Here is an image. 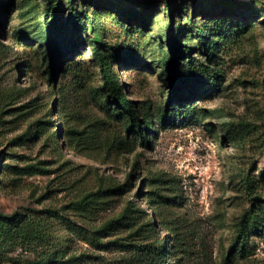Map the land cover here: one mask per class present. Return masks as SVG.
<instances>
[{
	"label": "rangeland",
	"instance_id": "obj_1",
	"mask_svg": "<svg viewBox=\"0 0 264 264\" xmlns=\"http://www.w3.org/2000/svg\"><path fill=\"white\" fill-rule=\"evenodd\" d=\"M51 3L53 78L49 1L0 0V264H264V217L230 250L264 210V0H173L171 16L167 0ZM173 36L179 64L217 82L189 80L180 102L162 71ZM101 41L147 142L103 89Z\"/></svg>",
	"mask_w": 264,
	"mask_h": 264
},
{
	"label": "trees",
	"instance_id": "obj_2",
	"mask_svg": "<svg viewBox=\"0 0 264 264\" xmlns=\"http://www.w3.org/2000/svg\"><path fill=\"white\" fill-rule=\"evenodd\" d=\"M48 1L49 4L47 9L50 10L48 11L50 15L49 20L46 22L45 29L47 37L46 41L49 43L50 49L43 54V60L45 63V71L48 73V77L53 78L57 70L56 68L59 65V58H57V56L61 57L64 54V51L62 50V46L58 44L60 21L57 20L58 13L56 10V5L51 3L52 0ZM172 1L173 0H167L166 3L167 11L170 13V16L172 15ZM72 2L73 0H69L70 5ZM71 13L73 14L74 22H77L78 25L83 27L84 23L80 21V14L76 12L74 8L71 9ZM45 18H47V16ZM175 41V36L169 38L168 40V45L172 48L175 54H169L163 59L162 71L163 76H165L166 80L168 81L166 82V85L168 86L166 91L169 95V100L173 102H180L194 95L193 92L189 94V96H187L185 93L189 89H185V85L189 82V80H202L203 82H207V85L209 86H216L217 82L215 75L208 68L196 67L190 62L180 65L179 58L180 55H184V53L180 54V52L177 51L174 45V43H176ZM93 53L101 75L103 89L106 90L108 96L127 113L129 119V130H134L139 135L142 142H147V134L151 124L148 120L142 124L130 98L125 92L123 83L120 80V75L113 66V62L110 59L109 53L107 52L105 43L103 41L98 42L93 47ZM178 66H180L181 71H179ZM164 115H167V113L165 112ZM261 176L264 181V171L262 172ZM263 214L264 210H261L260 206L253 203L251 208L239 220L237 235L230 246L231 251L235 247L238 248L239 244H243L245 239L252 231H259V226L264 217ZM0 217L11 218L12 215H7L0 211Z\"/></svg>",
	"mask_w": 264,
	"mask_h": 264
}]
</instances>
